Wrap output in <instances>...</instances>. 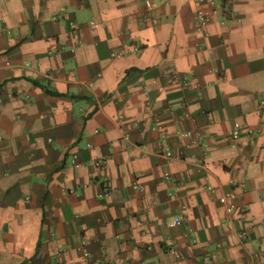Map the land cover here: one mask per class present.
<instances>
[{
  "label": "crops",
  "instance_id": "obj_1",
  "mask_svg": "<svg viewBox=\"0 0 264 264\" xmlns=\"http://www.w3.org/2000/svg\"><path fill=\"white\" fill-rule=\"evenodd\" d=\"M205 7L0 0V264H264V0Z\"/></svg>",
  "mask_w": 264,
  "mask_h": 264
},
{
  "label": "built area",
  "instance_id": "obj_2",
  "mask_svg": "<svg viewBox=\"0 0 264 264\" xmlns=\"http://www.w3.org/2000/svg\"><path fill=\"white\" fill-rule=\"evenodd\" d=\"M155 0H144V5L146 8V11H149L153 4H154ZM164 1V0H161ZM204 2L207 3V7L205 8H198L196 9L193 13H192V20H193V25L196 31L198 32H203L205 27H207V25L209 24V21L211 20V17L213 16V14L215 13V7H214V0H204ZM5 32H9L8 30H5ZM128 48L129 46H123L120 49L116 50V51H112L110 53L111 56L113 57H121L124 56L127 52H128ZM5 64H8V62H5ZM167 77L173 78L175 80H179V78L176 76V74H165ZM183 85L186 84V82L181 81ZM186 115V114H185ZM158 128V126H157ZM230 134L233 138H235L238 134V131L236 129H233L230 131ZM176 137L181 141L184 142L186 145H197L200 147L201 149V154L203 156H205L206 154V144L203 141L202 135H200V133L198 132H194V131H180L176 134ZM87 147H91V144H87ZM161 154L166 158V159H172L174 156V153L169 150V149H165L161 152ZM72 164H74L75 166L81 165L78 162H76L75 160H72ZM93 165L96 168L102 169L104 167V161L103 159H99V158H94L93 159ZM164 179L168 180L171 178V175L168 171H165L163 173ZM230 185H233V189L230 190H226L223 193L217 195V201L224 207L225 212L226 213H231L232 211L235 210V208L237 207V199L239 197V190L242 188V181L241 180H237V179H230L229 180ZM132 187L134 189L136 188H141L139 187L136 183H134L132 185ZM208 192L213 193V187L209 184H206L203 186ZM108 192V189L106 187H104L101 195H106ZM181 221L180 217H174L173 221H172V225H176L179 224ZM242 235H245V232L243 231L241 233ZM84 243H82L81 248L83 247ZM82 256L84 259H91V255L89 253V251H87L86 249L82 248ZM214 258L213 254H205L203 256V259L205 261H209L211 259ZM93 263L98 264L101 262L100 259H96V260H92Z\"/></svg>",
  "mask_w": 264,
  "mask_h": 264
}]
</instances>
